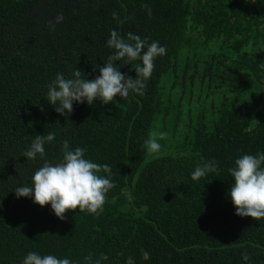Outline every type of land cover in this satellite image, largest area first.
<instances>
[{
    "label": "trees",
    "instance_id": "16d2710c",
    "mask_svg": "<svg viewBox=\"0 0 264 264\" xmlns=\"http://www.w3.org/2000/svg\"><path fill=\"white\" fill-rule=\"evenodd\" d=\"M113 29L166 48L144 94L107 105L74 102L70 117L58 114L46 100L47 85L76 69L88 80L99 76L114 53L107 46ZM114 63L135 79L141 62ZM173 112L193 139L149 155L154 121ZM49 132L55 139L44 145V159L22 156L35 135ZM64 140L112 169L115 187L99 216L77 209L62 221L50 204L15 195L45 159L62 160ZM258 153L264 0H0V264H22L29 252L72 264H89L90 254L107 255L101 264H126L128 257L134 264H264V219L237 216L229 195L228 169ZM213 160L219 172L194 181L197 163Z\"/></svg>",
    "mask_w": 264,
    "mask_h": 264
},
{
    "label": "clouds",
    "instance_id": "9594fccd",
    "mask_svg": "<svg viewBox=\"0 0 264 264\" xmlns=\"http://www.w3.org/2000/svg\"><path fill=\"white\" fill-rule=\"evenodd\" d=\"M142 7L151 9L147 5ZM114 19L118 14L112 13ZM63 14L57 15L55 21H49L50 30H55V25L61 23ZM107 46L114 50L108 57L107 63L99 67L100 75L92 80L85 77L83 71L76 69L71 78H65L63 73H58L55 79L47 85V98L55 111L70 117L74 111L73 103H84L88 105L99 101L107 105L113 103L116 97L127 99L130 92L143 95L146 82L151 78L155 68V60L166 54V48L158 41L147 43L146 39L128 32L126 38L115 29L111 30ZM146 48V50H145ZM123 60L125 64L140 61L135 65L136 77L122 74L114 62ZM43 111V107H41ZM57 123H59L57 121ZM166 134L161 133L160 138ZM55 139V133L47 135H35L29 149L22 156L27 160H35L37 156L45 158L46 143ZM149 153H157L161 150V144L153 136L145 141ZM62 160L52 164L45 159L42 167L35 171L32 176L31 185L18 186L14 192L17 198H33L35 204L44 207L51 205V209L60 220L66 219V213L87 212L99 216L106 202L108 192L115 187L111 180L112 169L108 164L101 165L85 158L86 148H70L69 141L62 142ZM218 173L216 161H203L197 163L191 176L199 180L209 173ZM234 184L230 188L235 214L240 217H251L254 220L264 219V153L256 155L245 154L235 160V166L228 169ZM106 173L107 175H100ZM143 259L148 260L150 254L143 251ZM242 258L250 259L248 253ZM89 264H101L108 256L101 254L98 259L93 260L91 254L85 258ZM22 264H72L67 258H57L54 255L41 256L37 252H29L23 259ZM126 264H134L132 257H128Z\"/></svg>",
    "mask_w": 264,
    "mask_h": 264
},
{
    "label": "rangeland",
    "instance_id": "374dc122",
    "mask_svg": "<svg viewBox=\"0 0 264 264\" xmlns=\"http://www.w3.org/2000/svg\"><path fill=\"white\" fill-rule=\"evenodd\" d=\"M201 50H197V52H200ZM179 109L181 108V105L184 103L180 102ZM174 106H177V103H173ZM176 112H173L171 115L162 116L159 115L156 120L154 121V124L152 126L150 137H155L157 139V142L161 144V150L157 153H149V155L152 156H161L166 153L173 152L178 146V143H180L179 140H183L186 135L189 137H192L190 140L193 139V129H190L186 125L184 126L183 123L179 125L178 128V122L175 124V117ZM165 133L166 135L164 138H160V134Z\"/></svg>",
    "mask_w": 264,
    "mask_h": 264
}]
</instances>
